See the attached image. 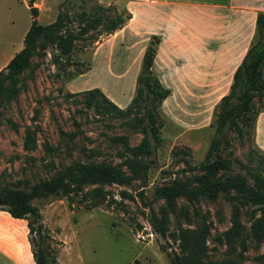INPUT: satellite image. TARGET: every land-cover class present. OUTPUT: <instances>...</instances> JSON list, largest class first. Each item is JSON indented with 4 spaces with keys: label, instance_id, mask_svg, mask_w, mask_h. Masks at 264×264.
Masks as SVG:
<instances>
[{
    "label": "rangeland",
    "instance_id": "1",
    "mask_svg": "<svg viewBox=\"0 0 264 264\" xmlns=\"http://www.w3.org/2000/svg\"><path fill=\"white\" fill-rule=\"evenodd\" d=\"M96 3L102 4L100 12L105 16L114 11L127 13L121 0H34L33 5L38 8L39 22H50L63 11L68 28L78 32L79 12ZM30 22L28 0H0V69L7 57L22 47ZM105 28L102 23L78 35L69 56L56 42L38 45L28 67L19 74L15 93L0 98V189L28 191L34 183L77 161L121 164L130 172L127 147L137 144L143 135L135 118L142 115L145 92L133 102L131 111L122 115L108 110L100 96L101 106H87L85 95L69 93L87 88L67 86L79 69L91 64L96 46L108 34ZM111 65L97 61L92 77L72 87L96 81L119 101H123L121 90L132 89L133 96L136 58L129 65L125 58ZM125 67H129L127 75L113 77L112 70ZM168 83L173 89L169 87L170 94L161 103L162 141L149 156L142 157L151 160L145 181L135 178L131 184H85L67 194L42 191L32 199L45 232L41 238L34 232L32 238L35 244L39 241L48 248L49 258L54 256L56 264H171L161 244L188 254L194 264H264V228L259 227L262 205L232 188L195 202L177 197L172 207L164 198L155 197L158 186L199 171L197 165L214 130V106L226 81L215 85L175 72ZM252 104L264 108V98L254 97ZM242 126L241 135L229 131L223 155L230 166L224 172L242 173L252 182L247 168L264 176V149L254 141L249 125ZM98 191L106 193V199L87 207ZM150 206L158 213L165 209L166 237L150 225ZM0 215L7 216L1 224L4 228L0 227V243H11L6 246L11 254L22 262H32L30 242L23 238L28 239L26 220L1 210ZM13 224L20 239L10 236ZM2 264L13 263L5 260Z\"/></svg>",
    "mask_w": 264,
    "mask_h": 264
},
{
    "label": "trees",
    "instance_id": "2",
    "mask_svg": "<svg viewBox=\"0 0 264 264\" xmlns=\"http://www.w3.org/2000/svg\"><path fill=\"white\" fill-rule=\"evenodd\" d=\"M34 0H28L31 13V22L24 33L23 45L0 69V98L15 93L19 74L28 67L29 58L36 53V47H44L46 42H56L60 51L68 56L74 47V39L92 27L105 24L104 33H111L120 28L129 13L125 15L114 11L110 15L100 12L102 4L96 3L90 8L83 7L79 12L81 26L78 32L68 28V23L63 11H59L54 20L42 23L37 19V6ZM65 29L67 34H62ZM160 40L159 34H151L144 50L141 68L136 77L135 93L129 103L122 107L109 98L104 91L93 86L81 91L69 92L74 95H85L87 106H101L98 102L100 96L107 109H113L117 114H128L131 106L145 92L142 102V115L135 118L143 133L141 140L128 146L129 156L126 164L128 172L121 164L106 162H76L67 168L59 170L49 179L41 180L32 185L28 191L13 188L0 189V209L6 210L13 217L24 218L28 227V240L34 258V264H56L54 256L49 258V250L39 241L35 244L32 233H37L38 238L45 235L41 223V213L32 199L40 192L67 194L71 189L85 184L96 183H121L131 184L132 180L139 178L145 181L147 171L151 165L149 156L153 147L162 141L161 103L170 94V88L165 86L153 69L154 55ZM90 67L89 63L78 70L76 74L85 72ZM264 98V11H258L255 20V34L241 61L236 66L229 89L224 93L214 106V130L209 139L208 147L203 159L197 165L199 171L164 183L155 190V197L164 198L168 206L175 204L177 197H184L189 202H195L202 196L215 197L227 188L244 195L250 202L262 205L264 209V176L257 170L247 168L252 178L250 182L242 173L226 174L224 170L230 166V161L223 155L229 142V131L235 130L239 135L243 133V124H248L254 133L256 116L260 109L253 107V98ZM99 190V189H96ZM142 191H139L141 193ZM96 198H92L87 207L99 205L106 199V193L98 191ZM259 227L264 228V216L259 219ZM150 225L160 236L168 235V217L164 208L158 213L150 206ZM166 250L171 264H194L188 254H180L169 244H161Z\"/></svg>",
    "mask_w": 264,
    "mask_h": 264
},
{
    "label": "crops",
    "instance_id": "3",
    "mask_svg": "<svg viewBox=\"0 0 264 264\" xmlns=\"http://www.w3.org/2000/svg\"><path fill=\"white\" fill-rule=\"evenodd\" d=\"M124 10L129 13L123 25L108 33L96 46L90 68L67 82L71 89L100 87L115 103L125 106L131 99L133 90H121L123 101H119L99 82L85 86H74L87 80L95 72L97 61L118 63L125 58L127 64L136 58V80L141 59L150 35H160L154 55L153 69L164 83L173 89L168 81L174 73L184 77L204 81H226L219 96L226 93L232 81L233 72L249 47L255 32L258 11H264V0H121ZM12 56L9 55L5 62ZM119 57V58H118ZM118 58V59H117ZM117 59V61H116ZM112 66V65H111ZM117 70V69H116ZM112 70L113 77L127 75L129 67ZM81 78V80H79ZM254 141L264 149V108H260L254 124ZM2 212L10 213L0 209ZM11 216V215H10ZM7 216L0 215V227ZM13 217V216H12ZM15 218V217H13ZM18 218V217H16ZM12 225L10 236L21 238V233ZM13 238V237H12ZM27 243L28 239L23 237ZM0 243V264L8 260L13 264H33L22 262Z\"/></svg>",
    "mask_w": 264,
    "mask_h": 264
}]
</instances>
